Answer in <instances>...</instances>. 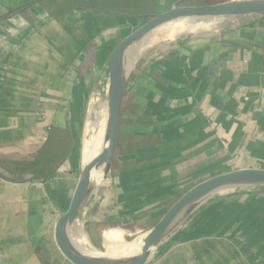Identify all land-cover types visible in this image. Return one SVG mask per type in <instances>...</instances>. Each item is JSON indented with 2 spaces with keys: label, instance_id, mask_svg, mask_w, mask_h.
I'll use <instances>...</instances> for the list:
<instances>
[{
  "label": "crops",
  "instance_id": "obj_1",
  "mask_svg": "<svg viewBox=\"0 0 264 264\" xmlns=\"http://www.w3.org/2000/svg\"><path fill=\"white\" fill-rule=\"evenodd\" d=\"M181 1L0 0V264H71L49 223L78 183L94 97L118 45ZM234 19L128 55L109 184L80 214L90 242L103 247L100 224L153 227L213 177L264 170V17ZM247 188L197 207L147 264H264V186Z\"/></svg>",
  "mask_w": 264,
  "mask_h": 264
},
{
  "label": "water",
  "instance_id": "obj_2",
  "mask_svg": "<svg viewBox=\"0 0 264 264\" xmlns=\"http://www.w3.org/2000/svg\"><path fill=\"white\" fill-rule=\"evenodd\" d=\"M177 3L171 10L147 20L133 33L128 35L117 47L111 60L109 86L107 91V123L104 136L105 148L90 163L84 165L69 206L55 222L53 238L56 248L71 264H147L156 250L178 226L209 196L229 189L264 186V170L244 169L213 177L204 181L185 195L161 217L147 232L139 253L130 256H110L98 250L88 253L76 246L70 234L79 220L82 209L92 195L94 181L92 172L102 166L105 174L110 172L118 134L120 112L129 76L127 58L134 45L142 41L156 29L176 21L198 19H223L244 16L264 17V0H229L217 4L182 5ZM0 174L8 176L0 165ZM100 254V255H98Z\"/></svg>",
  "mask_w": 264,
  "mask_h": 264
},
{
  "label": "rangeland",
  "instance_id": "obj_3",
  "mask_svg": "<svg viewBox=\"0 0 264 264\" xmlns=\"http://www.w3.org/2000/svg\"><path fill=\"white\" fill-rule=\"evenodd\" d=\"M226 1H229V0H189L187 4H189V5L217 4V3H222V2H226ZM234 18H236V17H234ZM234 18L211 19V20H209V21H211L210 23L212 25L213 24H215V25L213 27H209V28H202L201 27V26L206 24V22L208 21L207 19H198V20L188 21L190 25L197 26L198 28H196L193 31L186 32V33H181V32L178 33L180 29L176 25H173L174 23L178 24V22H185L184 20L172 22L170 25L165 26V27L160 28V29H156V30L152 31L150 34H148L142 41H140L139 43H137L136 45L133 46V48L129 52V55L131 53H133V52H135V54L136 53L138 54L139 51L141 53L146 52V53L149 54L150 52H153L154 50H157L160 45L166 44V43H171V42L175 41L176 39H178L179 37H182V36H184L186 34H191V33H196V32L197 33L198 32H202V33L208 32L209 34L215 35V34L221 32L222 30H224L225 28H227L229 23H230V21L235 20ZM176 33L179 34L178 37H176L177 36ZM168 37L169 38H173L174 37V39H169ZM95 101H97L96 104H98V106L96 107L97 108L96 115H98V114H100V116L105 115V112L101 111V109H99V108H100V106H103L104 104L107 105V96H103V97L102 96H96V97H94L93 103H95ZM106 114H107V112H106ZM96 132H99V129H97ZM95 135H96L95 133H93L91 135H86L84 142L86 140H90V138L92 139ZM82 162H83V159H82ZM3 168L5 169L6 173L9 174L7 168L6 167H3ZM109 178H110V176H109V172H108L107 174H105L104 181L101 184L97 185L96 183H94L92 195L89 198L87 203H91L92 204V203H99L100 202V200L104 196V193H105L104 190L107 187V185L109 184V180H110ZM241 189L245 190V189H248V188H241ZM241 189H238V188L234 189L233 188V189L224 190V191L215 193V194L209 196L207 199H205L202 203H200L199 206L206 205L210 201H214L218 197H224V196H229L230 197L233 193H235L236 191L241 190ZM62 212L63 211L60 212V210L56 211L52 215L51 221L49 223V236H50L51 243L53 244V246L55 248H56V245H55V241H54V238H53V230H54L55 222L58 219V217L60 216V214H62ZM84 218H85L84 220L87 219L85 215H84ZM84 220L82 218H80L75 223V225L77 227L80 226L81 234H83L86 237L89 248L94 249L95 247H93V245L89 241L87 228H86L87 224L85 223ZM184 223H185V219L182 220L173 231H175L178 227L184 225ZM99 226L101 228L103 227L104 230H106V232H108L109 230H118V229H120L119 227H116L115 225H112L111 223L105 224V225L100 224ZM148 226L149 225H147L146 227H143V228L130 229L132 231L124 234L123 235V239L125 241H127V242H133V241H135V240H137L139 238L145 237L147 232L152 228L151 227V228L148 229ZM108 228H110V229H108ZM122 228L127 229V227H122ZM100 242H101V240H100ZM102 248H103L102 250H98V251L101 254H106L107 250H106V247H105V242H104V245H103ZM152 258H153V256L150 258L149 262L152 261Z\"/></svg>",
  "mask_w": 264,
  "mask_h": 264
},
{
  "label": "bare ground",
  "instance_id": "obj_4",
  "mask_svg": "<svg viewBox=\"0 0 264 264\" xmlns=\"http://www.w3.org/2000/svg\"><path fill=\"white\" fill-rule=\"evenodd\" d=\"M211 21H207L205 25L201 26L202 28H209L213 27L215 24H211ZM171 24V23H170ZM168 24V25H170ZM166 25V26H168ZM180 30L178 33H186L195 30L198 28L197 26L190 25L188 21L185 22H178V24L174 23ZM215 29V28H214ZM207 30V29H206ZM92 103L89 112L88 118L86 123V135H91L95 133L96 135L90 140H86L83 144V166L90 163L94 160L101 151L105 148L106 143L104 142L105 130H106V123H107V105L104 104L100 106L99 109L105 112V115L100 116V114L96 115L97 106L98 104ZM94 116V117H93ZM95 119V120H94ZM99 129V132L96 130ZM93 181L98 185L104 181L105 178V167L102 166L98 169H95L92 172ZM70 238L72 239L73 243L88 253H94L97 251L95 249L89 248L86 237L81 234L80 226H74L71 229ZM82 237L84 241L87 243L85 244L82 241ZM143 239L139 238L133 242H127L123 239V235L118 230H111L105 233L104 240H105V247H106V254L110 256H122V257H130L137 253H139L143 246ZM98 252V251H97ZM100 255V254H98Z\"/></svg>",
  "mask_w": 264,
  "mask_h": 264
},
{
  "label": "trees",
  "instance_id": "obj_5",
  "mask_svg": "<svg viewBox=\"0 0 264 264\" xmlns=\"http://www.w3.org/2000/svg\"><path fill=\"white\" fill-rule=\"evenodd\" d=\"M189 0H187L186 2H188ZM185 5H189V4H185ZM23 170L24 169H17L14 173H16V174H18V172L19 171H21V172H23ZM12 173V172H11ZM14 173H12V175L14 174ZM86 228H87V233H88V235H91V236H93L92 235V232H96V226L95 225H93V224H88L87 226H86ZM89 237V236H88ZM100 237H99V235L97 234V235H95V239H93L92 238V245H93V247H95L94 249H96V250H102L103 248H102V246H101V242H100Z\"/></svg>",
  "mask_w": 264,
  "mask_h": 264
}]
</instances>
